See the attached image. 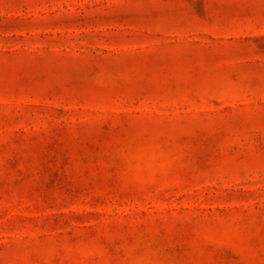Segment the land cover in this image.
Returning a JSON list of instances; mask_svg holds the SVG:
<instances>
[{"label": "rangeland", "instance_id": "1", "mask_svg": "<svg viewBox=\"0 0 264 264\" xmlns=\"http://www.w3.org/2000/svg\"><path fill=\"white\" fill-rule=\"evenodd\" d=\"M0 264H264V0H0Z\"/></svg>", "mask_w": 264, "mask_h": 264}]
</instances>
